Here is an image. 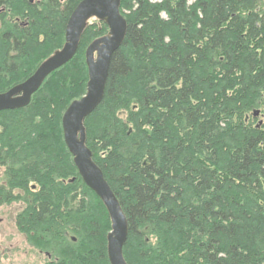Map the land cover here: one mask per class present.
I'll use <instances>...</instances> for the list:
<instances>
[{
	"label": "trees",
	"instance_id": "obj_1",
	"mask_svg": "<svg viewBox=\"0 0 264 264\" xmlns=\"http://www.w3.org/2000/svg\"><path fill=\"white\" fill-rule=\"evenodd\" d=\"M80 1L0 0V93L62 45ZM120 11L126 38L85 126L128 219L127 263L264 264L263 0H121ZM106 30L88 26L44 83ZM78 72L67 99L40 88L0 111V206L22 204L17 230L46 264H110L109 215L64 143L62 116L86 92L85 63Z\"/></svg>",
	"mask_w": 264,
	"mask_h": 264
},
{
	"label": "water",
	"instance_id": "obj_2",
	"mask_svg": "<svg viewBox=\"0 0 264 264\" xmlns=\"http://www.w3.org/2000/svg\"><path fill=\"white\" fill-rule=\"evenodd\" d=\"M120 6L121 0H81L66 23L63 46L42 61L26 80L0 93V111L25 108L45 80L75 57L89 21L95 18L107 25L108 32L94 39L86 48V92L80 99L71 102L62 116L61 125L64 143L73 156L82 181L100 198L109 215L111 230L107 235V256L110 264H128L123 250L129 224L118 198L87 145L85 120L102 103L112 58L126 38L128 26Z\"/></svg>",
	"mask_w": 264,
	"mask_h": 264
},
{
	"label": "rangeland",
	"instance_id": "obj_3",
	"mask_svg": "<svg viewBox=\"0 0 264 264\" xmlns=\"http://www.w3.org/2000/svg\"><path fill=\"white\" fill-rule=\"evenodd\" d=\"M38 1L40 0H31V3H36ZM101 24H103V22L95 18H92L89 21V26H101ZM105 26L107 25L105 24ZM107 32L108 27L106 33ZM63 44L64 41L59 48H56L51 53H49L48 57L53 54L54 51L60 49ZM45 50H47V47L45 48ZM40 57L41 54H37V58L35 57L33 63L37 62V59L41 60ZM83 60L84 61L82 62L80 58L75 59L74 63L72 64V68H69L66 71H63L51 77L50 80H48L46 84L44 83V85L41 87V91L37 97L46 96V93L48 92L50 87L54 86L56 89V91L54 92V95L56 94V98L58 96L59 99H67L73 93V91L66 92V87L75 84L77 78L81 76L78 70H81L83 68L84 63L86 65L85 57L83 58ZM80 63H83V66H81ZM76 65L81 69H78ZM64 85H66V87H64ZM263 119L264 117L262 115H258V122L261 120L263 121ZM21 210V203H13L11 205L0 206V254L2 258V264H46V262L49 260L48 255H46L44 252H41L35 246L31 245L24 237V235L19 233L17 230L15 217Z\"/></svg>",
	"mask_w": 264,
	"mask_h": 264
},
{
	"label": "bare ground",
	"instance_id": "obj_4",
	"mask_svg": "<svg viewBox=\"0 0 264 264\" xmlns=\"http://www.w3.org/2000/svg\"><path fill=\"white\" fill-rule=\"evenodd\" d=\"M149 1H151V2H157V1H153V0H149ZM77 6V5H76ZM120 8H121V6H120ZM121 12V11H120ZM122 14V13H121ZM71 15V14H70ZM123 15V14H122ZM70 17V16H69ZM124 19L126 20V18L124 17ZM126 22H127V20H126ZM127 26H128V22H127ZM86 31V30H85ZM85 33V32H84ZM103 36V35H102ZM99 37H101V36H99ZM33 74V73H32ZM31 76V75H30ZM29 76V77H30ZM33 97V96H32ZM72 156V155H71ZM72 158H73V156H72ZM74 163V162H73ZM75 165V164H74ZM76 167V166H75ZM78 171V170H77ZM79 174V173H78ZM80 176V175H79ZM106 179V178H105ZM127 217V216H126ZM128 220V219H127ZM129 224V223H128Z\"/></svg>",
	"mask_w": 264,
	"mask_h": 264
}]
</instances>
